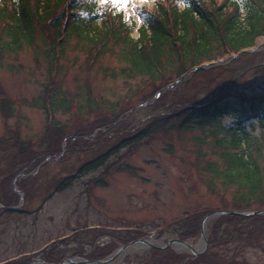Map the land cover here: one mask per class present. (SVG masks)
Masks as SVG:
<instances>
[{
	"label": "rangeland",
	"instance_id": "obj_1",
	"mask_svg": "<svg viewBox=\"0 0 264 264\" xmlns=\"http://www.w3.org/2000/svg\"><path fill=\"white\" fill-rule=\"evenodd\" d=\"M156 1L98 3H117L124 19L134 20L138 28L135 9L150 10ZM132 37L137 38L136 30ZM1 40L0 200L6 193L17 203L0 202V264L36 261L43 254L52 263L100 259L138 239L157 244L135 252L127 248L109 264H264L262 220L240 226L245 232L259 229L257 245L251 246L246 234L234 238L235 228L228 227L210 256L200 259L205 247L201 220L198 232L186 241L198 247V255L179 250L176 243L165 247L179 233L192 232L203 213L235 209L233 188L208 187L204 164L219 160L211 129L178 128L183 118L178 112L219 91L264 92V37L241 54L203 63L205 68L177 85L172 74L156 84L146 77L114 76L124 67L118 47L93 56L89 45L70 39L51 61L50 41L41 32L17 52L3 49ZM54 100L64 107L53 108ZM153 121L160 127L152 136L118 146ZM253 133L262 138L260 155H254L264 166V127L257 125ZM204 136L209 142L200 144ZM107 151L103 165L55 190L62 179ZM251 201L248 210L261 208ZM218 217L210 216L206 228Z\"/></svg>",
	"mask_w": 264,
	"mask_h": 264
},
{
	"label": "trees",
	"instance_id": "obj_2",
	"mask_svg": "<svg viewBox=\"0 0 264 264\" xmlns=\"http://www.w3.org/2000/svg\"><path fill=\"white\" fill-rule=\"evenodd\" d=\"M135 11L141 20L138 28L134 20L124 19L123 11L113 2L99 5L98 0H0L1 47L17 52L23 44H33L37 32L50 41L51 61L57 59L58 52L70 39L89 45L95 51L93 56L114 46L119 48L118 58L124 64L114 76L121 79L146 77L148 83L156 84L169 74L177 80L205 62L253 48L256 40L264 37V0H157L152 9L143 6ZM135 30L137 38L132 37ZM53 106L64 107L59 100H54ZM178 113L183 115L178 128L211 129L210 142L219 160L208 159L204 164L209 189L216 184L224 191L233 188V210L253 211L248 210L251 200L260 205L256 210L263 209L264 166L254 155L255 151L260 155L258 142L262 138H257L253 131L257 125L264 127V92L249 95L232 90L219 91ZM156 124L151 122L124 138L118 146L149 138L159 129L160 125ZM205 137L197 141L206 144L209 139ZM50 151L59 152L57 149ZM109 152L85 162L76 175L62 179L56 189H62L88 169L103 165ZM199 154L203 153L199 151ZM4 195L0 202L5 206L16 205L15 196L13 200L10 194ZM204 216L203 213L202 218ZM201 220L192 232L179 233L178 239L193 238L200 229ZM245 220L264 221V217L232 214L218 217L208 229V250L198 258L210 256L216 242H221L219 234L224 235L228 227L235 228L234 238L246 234L251 246L260 244L259 229L241 230ZM43 255V259L52 263L48 255ZM29 263L31 259L26 263L6 264Z\"/></svg>",
	"mask_w": 264,
	"mask_h": 264
},
{
	"label": "water",
	"instance_id": "obj_3",
	"mask_svg": "<svg viewBox=\"0 0 264 264\" xmlns=\"http://www.w3.org/2000/svg\"><path fill=\"white\" fill-rule=\"evenodd\" d=\"M205 65L198 67L196 69H194L195 71L198 69H202L204 68ZM224 214H237V215H243V216H253V215H263L264 214V210H260V211H254V212H247V213H240V212H236V211H214L209 213L208 215H206L202 221V228H201V238L205 244L204 250L203 252L206 250L207 248V235H206V227H205V223L207 221V219H209L210 216L212 215H224ZM136 242H140V243H144L145 240L144 239H138L136 240ZM135 242H131L126 246H122L119 249H117L112 255H110L109 257H107L106 259L103 260H98V261H88V260H84V259H77V261L75 259H67L64 261V263L61 264H70V263H80V264H109L111 263L120 253H122L123 251H125L129 246L133 245ZM174 243H180L183 246H185L190 252H192L193 255H198L200 252H198L195 247L180 241L178 239L173 240V241H169L167 243V245H165V247H169ZM153 247H155L153 245ZM32 264H45L44 262H42L41 260H34Z\"/></svg>",
	"mask_w": 264,
	"mask_h": 264
},
{
	"label": "bare ground",
	"instance_id": "obj_4",
	"mask_svg": "<svg viewBox=\"0 0 264 264\" xmlns=\"http://www.w3.org/2000/svg\"><path fill=\"white\" fill-rule=\"evenodd\" d=\"M207 221H208V219H207ZM207 221H206V223H205V227L207 226ZM154 244L156 245L157 243L154 242V241H152V240H148V241H146V243H140V242H137V243H134L133 245L129 246L127 250H128L129 252H135V251H137V250L147 248L148 246H151V245H154ZM200 245H201V243H200ZM175 246H176L179 250H185V249H186V247L183 246V245L180 244V243H176ZM197 248H198V247H197ZM197 248H195V249H197ZM120 254H121V253H120ZM120 254H119V255H120Z\"/></svg>",
	"mask_w": 264,
	"mask_h": 264
},
{
	"label": "snow or ice",
	"instance_id": "obj_5",
	"mask_svg": "<svg viewBox=\"0 0 264 264\" xmlns=\"http://www.w3.org/2000/svg\"><path fill=\"white\" fill-rule=\"evenodd\" d=\"M113 2L124 4V3H126V0H113Z\"/></svg>",
	"mask_w": 264,
	"mask_h": 264
}]
</instances>
